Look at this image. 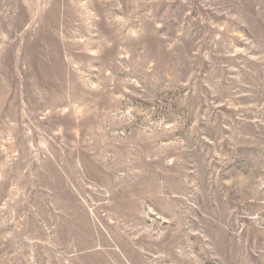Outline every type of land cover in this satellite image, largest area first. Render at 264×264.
<instances>
[{
    "label": "rangeland",
    "instance_id": "rangeland-1",
    "mask_svg": "<svg viewBox=\"0 0 264 264\" xmlns=\"http://www.w3.org/2000/svg\"><path fill=\"white\" fill-rule=\"evenodd\" d=\"M0 264H264V0H0Z\"/></svg>",
    "mask_w": 264,
    "mask_h": 264
}]
</instances>
